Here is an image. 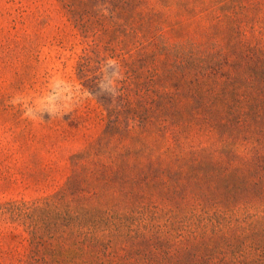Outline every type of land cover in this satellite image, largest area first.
Masks as SVG:
<instances>
[{"label":"trees","instance_id":"16d2710c","mask_svg":"<svg viewBox=\"0 0 264 264\" xmlns=\"http://www.w3.org/2000/svg\"><path fill=\"white\" fill-rule=\"evenodd\" d=\"M59 1L84 37L108 19L137 40L132 122L55 193L0 205L18 264H264V0Z\"/></svg>","mask_w":264,"mask_h":264},{"label":"rangeland","instance_id":"374dc122","mask_svg":"<svg viewBox=\"0 0 264 264\" xmlns=\"http://www.w3.org/2000/svg\"><path fill=\"white\" fill-rule=\"evenodd\" d=\"M93 25L84 37L59 0H0V205L55 193L75 155L126 136L119 88L137 40H112L108 19ZM24 236L0 217V264L20 262Z\"/></svg>","mask_w":264,"mask_h":264}]
</instances>
